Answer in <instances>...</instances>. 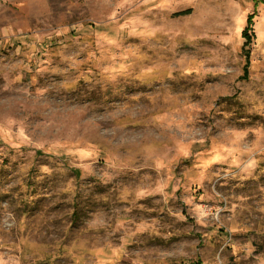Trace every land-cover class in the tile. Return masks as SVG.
<instances>
[{
	"label": "rangeland",
	"instance_id": "obj_1",
	"mask_svg": "<svg viewBox=\"0 0 264 264\" xmlns=\"http://www.w3.org/2000/svg\"><path fill=\"white\" fill-rule=\"evenodd\" d=\"M0 264H264V0H0Z\"/></svg>",
	"mask_w": 264,
	"mask_h": 264
},
{
	"label": "trees",
	"instance_id": "obj_2",
	"mask_svg": "<svg viewBox=\"0 0 264 264\" xmlns=\"http://www.w3.org/2000/svg\"><path fill=\"white\" fill-rule=\"evenodd\" d=\"M191 9L183 10L180 12H177L176 15H183L190 13ZM254 13L250 14L246 21V26L242 31V36L244 38V42L242 45V54L245 58V63L243 66V75L241 76L242 79H249L250 76V66H251V54H252V47L255 40V32L253 30V24H254Z\"/></svg>",
	"mask_w": 264,
	"mask_h": 264
}]
</instances>
